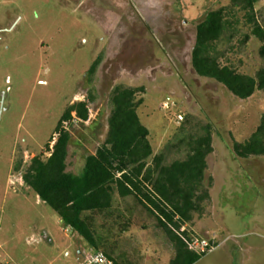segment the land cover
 Wrapping results in <instances>:
<instances>
[{
  "label": "rangeland",
  "instance_id": "obj_1",
  "mask_svg": "<svg viewBox=\"0 0 264 264\" xmlns=\"http://www.w3.org/2000/svg\"><path fill=\"white\" fill-rule=\"evenodd\" d=\"M229 2L0 0V264H79L94 250L21 177L34 157L51 154L48 145L54 138L52 150L68 106L92 95L89 120L65 124L72 134L68 172L79 174L104 142L118 84L144 88L136 102L156 154L178 131L179 114L213 125L215 151L205 175L206 186L213 180L210 214L202 223L196 219L194 234L215 238L219 246L196 264H264V157L233 152L234 142L248 141L260 125L264 92L241 100L200 77L191 62L198 25ZM257 10L264 12V0ZM259 48L252 39L233 63L254 75ZM168 98L175 102L171 110L163 107ZM129 207L95 219L97 242L113 247L120 264H171L175 250L162 231L151 222L144 228L138 214L125 226Z\"/></svg>",
  "mask_w": 264,
  "mask_h": 264
},
{
  "label": "trees",
  "instance_id": "obj_2",
  "mask_svg": "<svg viewBox=\"0 0 264 264\" xmlns=\"http://www.w3.org/2000/svg\"><path fill=\"white\" fill-rule=\"evenodd\" d=\"M222 1V0H218ZM259 0H230L229 4L208 12L197 27L192 54L195 72L202 78L217 81L241 100L264 92V12L257 10ZM247 32L243 33L240 26ZM260 43L257 60L260 66L254 75L241 72L233 56L252 39ZM101 60L93 63L86 78L92 84ZM144 88L116 85L110 94L111 113L104 142L86 158L79 174L68 172L69 146L72 134L66 123L89 120L92 95L84 102L70 104L58 124L57 141L51 156L34 157L24 171L25 184L41 201L50 206L67 228L85 240L94 250H101L117 264L113 247L101 245L94 233L97 217L114 216L120 207L129 205L126 227L136 214L148 227L151 222L173 245L171 264H196L203 256L191 251L177 234L188 227L186 237L195 235L196 219L209 213L213 180L205 185L208 157L215 151L213 125L191 114L166 146L154 152L150 130L143 124L136 97ZM238 158L264 157V115L251 138L234 142ZM23 159L15 164L21 172Z\"/></svg>",
  "mask_w": 264,
  "mask_h": 264
},
{
  "label": "built area",
  "instance_id": "obj_3",
  "mask_svg": "<svg viewBox=\"0 0 264 264\" xmlns=\"http://www.w3.org/2000/svg\"><path fill=\"white\" fill-rule=\"evenodd\" d=\"M174 105L175 102L171 98H168L164 102L163 107L166 110H171ZM178 119L180 122L183 121L184 120L183 115L179 114ZM49 156H51V154ZM21 180L24 181L23 175L21 177ZM19 184L21 186H24L23 182H19ZM186 232H188V227L183 226L179 231H177V234H179L182 237V239L188 245L189 249L195 252L196 254L200 256H206L208 254L215 252L218 249L219 245L217 244L215 238H204L197 235H190L189 237H186L183 234ZM79 264H117V263L112 259H110L103 251L92 250L90 254H85L83 256V259L80 261Z\"/></svg>",
  "mask_w": 264,
  "mask_h": 264
},
{
  "label": "crops",
  "instance_id": "obj_4",
  "mask_svg": "<svg viewBox=\"0 0 264 264\" xmlns=\"http://www.w3.org/2000/svg\"><path fill=\"white\" fill-rule=\"evenodd\" d=\"M261 179V182L262 183H264V177L262 176V177H260ZM212 198V197H211ZM39 200H41L40 198H39ZM199 223H202V220L199 222ZM199 223H198V225H199ZM197 226V225H196ZM202 229V231H204L205 229H203V228H201ZM193 231H194V233H197V230H196V227H194L193 228ZM206 232H205V235H207V234H210V231H208V229H206L205 230ZM202 234H204L203 232H202ZM250 235L252 234V232H250L249 233ZM198 236H200V237H204V238H210V237H207V236H201V235H198ZM83 259V256L82 257H80V259H79V263H80V261Z\"/></svg>",
  "mask_w": 264,
  "mask_h": 264
}]
</instances>
